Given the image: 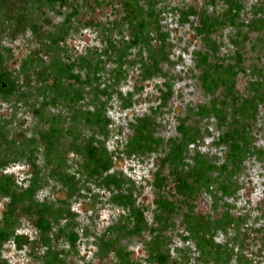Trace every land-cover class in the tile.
<instances>
[{
    "label": "trees",
    "instance_id": "1",
    "mask_svg": "<svg viewBox=\"0 0 264 264\" xmlns=\"http://www.w3.org/2000/svg\"><path fill=\"white\" fill-rule=\"evenodd\" d=\"M226 1L228 11L223 13L222 17L209 12L206 8L198 9L196 6L181 10L182 20L185 18L184 20L190 21V15L200 17L201 23L196 28L200 36H203L206 47L205 50H197L195 55L197 65L202 70L200 75L202 86L212 98L190 109L196 116L191 122L186 117L180 118L179 135L167 141L168 149L164 156H160L158 167L154 172L153 185L158 192L155 197L153 222H148L145 207L136 204L131 189L127 193L121 192L113 197V200L128 208L130 213L126 222L112 225L108 231L121 229L124 233L140 234L149 229L151 237L145 239L148 249L145 264H181L171 253L169 246L171 237L166 232L174 224L173 215L183 210V206L188 208L181 220L187 232L183 238L194 240L199 251L195 257L197 260L206 264L209 262L252 264L253 262L244 250L241 248L236 250L234 244L238 240L241 241L246 233L238 228L243 219L234 215L232 205L226 197L234 196L240 189L238 175L244 169L245 159L253 154L260 158L264 157V147L256 144V137L252 133V124L258 119L259 106L264 105V66L256 64L253 68V74L257 76L251 83L254 89H250L247 95L239 92L236 80L241 72L246 71L244 53L242 50L237 52L232 63L221 62L223 57L220 56V45L212 36L227 23L235 26L240 24L238 21L244 10L243 0ZM156 3L157 0H97L96 6L91 5L92 11L96 8L110 7L114 16L107 20V24L99 22V25H96L107 31L106 45L98 53L89 52L71 58L66 43L72 30L96 23L91 16L88 22H84L81 9L75 0H0V104L27 102L33 96V89L36 88L42 98L39 107L42 117L45 115L43 110L48 104H59L62 101L72 104V109L76 111V103L84 98V85H94L98 79L96 75L103 68V64L107 61L116 62L118 69L114 70V74L119 78L127 72L124 69L125 64L139 62L142 80H149L159 75L165 80L160 92V103L153 109V113L138 116L134 122H131L134 133L127 143L126 153L146 155L158 151L162 148L163 142L156 134L157 120L154 115L169 105L174 95V84L167 71L161 66L163 60L171 59L166 49V33L160 28V10L157 9ZM50 10L61 13L64 18L46 29L44 24L52 25L48 16ZM243 26H247L250 31L259 30L264 34V15L255 16ZM26 33H30L37 46L23 59L18 69L12 68L10 61L14 57V49L12 45L5 44L4 40L12 41ZM243 36L244 40L248 39L246 32H243ZM260 41L264 43V38ZM242 47L243 45L239 43V48ZM133 49L137 50L135 54ZM145 50L147 54H144ZM62 55H66L65 59ZM132 55L135 57L131 58ZM83 70L86 72L83 73ZM93 88H97L92 101L94 109L84 110L83 117L90 128H97V131L90 135L87 143L83 145L79 143L80 131L71 129L68 132L73 136V140L66 143V148L63 150H57L58 142L55 138L61 136L62 129L52 123L48 131L41 129L40 139L45 144L48 161L57 155L62 162H66V151L69 149L86 151L89 175L99 176V180L109 189L114 185L120 190L121 184L125 182L124 177L110 172L113 165L112 156L105 141L97 137V133L100 132L105 139L111 123V118L107 115L108 101L101 95L110 97L112 94L108 87L100 89L98 86H93ZM120 94L123 96L121 92ZM124 99L125 104H131V98L124 97ZM75 116L73 115L74 118ZM206 117H215L217 124L222 127L218 143L226 146L227 150L225 160L221 164L200 150H195L193 155H189L190 144H196L202 138L200 121ZM36 151V140L33 137L21 144L10 136L7 126L0 118V197L8 198L0 220V264H8L2 257V250L9 241H14L19 248L29 246L37 257L40 254L38 250L46 246L43 255L50 264H64V249H57L52 243L55 236L58 238L62 235L67 236L74 247L79 241L77 231L71 228L65 232L66 227L61 225L62 219L72 223L71 209L63 206L55 207L53 203L37 198L43 180L35 159ZM23 158L30 161L35 168L25 186L17 182L13 173L5 172L11 162ZM188 158L192 161H188ZM165 167H169L168 175L164 174ZM53 175L62 176L63 181L70 185L77 182L74 173L53 169ZM169 178L174 181L173 189L166 192L164 186ZM125 179L130 180L126 176ZM204 190L212 194L214 202L221 201L227 206L220 215H206L195 211L193 201ZM23 217L30 219L38 231L37 237L31 239L18 232ZM55 226H58L57 231ZM230 226L236 227L239 231L232 238L234 244L229 240L217 241V232L219 230L227 232ZM252 230L261 232L264 237V225L253 227ZM99 242L101 255L115 250L119 257L117 264H143L132 261L130 252L117 238H110L105 233L100 237ZM176 250L183 252L181 248ZM184 257L189 260L188 254Z\"/></svg>",
    "mask_w": 264,
    "mask_h": 264
},
{
    "label": "rangeland",
    "instance_id": "2",
    "mask_svg": "<svg viewBox=\"0 0 264 264\" xmlns=\"http://www.w3.org/2000/svg\"><path fill=\"white\" fill-rule=\"evenodd\" d=\"M96 1L75 0L81 9V17L84 22H88L91 16L94 17L96 23L72 30L66 43L71 58L89 54V52L98 53L106 45L107 31L105 32V29L96 25H99V22L107 24V20L114 16L110 7L96 8L95 11H92L91 5L96 6ZM157 1V9L160 10V28L166 33V49L171 59L170 61L163 60L161 66L164 71H167L174 84V95L169 101V105L154 115L157 120L156 134L162 138V148L146 155H129L126 153L127 143L134 133L131 122H134L138 116L152 114L153 109L160 103V92L165 80L162 76L142 80L140 63L137 62L125 64L124 69L127 72L124 76L117 78L114 74V70L118 69L117 63L107 61L96 75L98 79L93 85L100 89L108 87L112 94L110 97L105 94L101 95L103 99L108 101L107 115L111 118V123L106 138L104 139L105 136L100 132L97 133V137L105 141L112 156L113 165L110 172H115L120 177H124L125 182L121 184L120 190L114 185H112V189H109L104 182L99 180V176L91 177L89 175L86 151L78 152L69 149L66 151V162H62L57 155L48 161L45 144L40 139L41 129L48 131L52 124H57L62 129L61 136L55 138V141L58 142L57 150H63L66 148L65 144L73 140V136L68 132L71 129L80 131L79 143L81 142L82 145L87 143L90 135L97 131V128H90L83 114L84 110L94 109L92 101L95 98L94 91L97 88L84 85V98L76 103V111L72 109V104L62 101L59 104H48L43 110L46 115L44 117L40 115L39 107L42 98L36 88L33 89V96L27 102L22 101L17 104L2 102L0 104V118L7 126L10 136L16 138L21 144L32 137L36 140L37 156L35 159L40 167V175L43 180L37 198L41 201L51 202L55 207L70 208L73 212L72 223H68L67 219H62L61 225L66 227L65 232L71 228L78 232L79 241L76 247L64 235L60 238L55 236L52 241L57 249H64V264L119 263V257L115 250L101 255L99 241L105 233L110 238L119 240L120 244L130 252L132 261L146 263L148 249L145 239L151 237L149 229L140 234L124 233L121 229L108 231L112 225L126 222L130 213L128 208L113 200V197L121 192L127 193L131 189L136 204L145 207L148 222L152 223L156 207L155 197L158 192L153 185L154 172L158 167L160 156H164L168 149L167 141L169 138L179 135L180 118L186 117L191 122L196 116L194 111L190 109L196 108L198 104L208 102L212 98V95L208 94L202 86L200 78L202 70L197 65L195 55L197 50H205L206 47L203 36H200L196 28L201 23L200 17L190 15V21L184 20L185 18L183 21L181 10L196 6L198 9L206 8L209 12H214L222 17L221 15L228 11V2L226 0ZM243 5L244 10H242L238 21L240 27L227 23L212 36L220 45V56L223 57L221 62L231 61L232 63L237 52L242 50L244 53L246 71L237 76L236 83L238 91L247 95L250 89H254L251 83L257 77L253 74L254 66L256 64L264 66V43L260 41L264 38V34L263 32L260 33L259 30L250 31L247 26L243 25H246L255 16L264 15V0H243ZM48 16L52 25L44 24L46 29L56 25L64 18L61 13L53 10L48 11ZM243 32H246L248 39H243ZM4 43L12 45L14 49L15 54L10 61V66L16 69L21 66L23 59L29 52L37 46L30 33L21 35L12 41L6 39ZM239 43L243 45L242 48H239ZM136 51L133 49V54ZM144 54H147V50ZM65 56H63L64 59ZM130 57L134 58L135 56ZM85 72L86 70H83V73ZM124 97L131 98L130 105L125 104ZM73 115H76L75 118ZM55 117L58 119H53ZM200 126L202 138L198 143L190 144L189 155H193L195 150H200L221 164L225 160L227 150L226 146L218 143L222 127L217 124L215 117L202 118ZM252 129V133L256 137V144L264 147L263 104L259 106L258 119L256 123L252 124ZM188 161H192V159L188 158ZM53 169L74 173L77 182L72 185L65 183L62 176L53 175ZM33 171L35 168L25 158L11 162L5 169V172L13 173L17 182L24 186L28 184L27 179ZM168 171L169 167H165L164 174L168 175ZM125 176L130 180H126ZM166 182L164 191L169 192L173 189L174 181L169 178ZM238 183L240 187L238 192L234 196H227L226 199L231 203L234 215L243 219L238 228L246 234L242 236L241 241L238 240L234 244L232 238L239 231L236 227L230 226L227 232L219 230L216 234V240L219 242L229 240L236 245V250L241 248L252 258V264H264V237L261 232L252 230L253 227L264 225V157L260 158L256 154L247 157L244 161V169L238 175ZM214 200L210 192L202 191V194L193 201L195 211L206 215H220L227 206H224L221 201L217 203ZM7 201V197H0V220ZM182 209L173 215L174 224L166 232L171 237L169 241L171 253L178 258L181 264H206L195 258L199 251L194 240L183 238L187 232L184 225L181 224V220L188 208L183 206ZM57 230L58 226H55V231ZM18 232L33 239L37 237L38 231L29 218L23 217L18 226ZM46 248V246L40 248L38 250L40 254L37 257L29 246L19 248L14 241H9L4 245L2 257L6 259L8 264H50L47 257L43 255ZM176 248H181L183 252L176 250ZM186 254H188L189 260L184 257ZM208 264L213 263L209 262Z\"/></svg>",
    "mask_w": 264,
    "mask_h": 264
}]
</instances>
